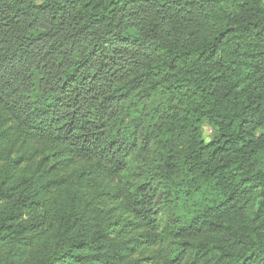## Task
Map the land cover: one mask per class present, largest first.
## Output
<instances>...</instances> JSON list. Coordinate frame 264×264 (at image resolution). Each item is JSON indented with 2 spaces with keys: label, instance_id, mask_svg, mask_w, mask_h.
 <instances>
[{
  "label": "trees",
  "instance_id": "obj_1",
  "mask_svg": "<svg viewBox=\"0 0 264 264\" xmlns=\"http://www.w3.org/2000/svg\"><path fill=\"white\" fill-rule=\"evenodd\" d=\"M0 264H264V0H0Z\"/></svg>",
  "mask_w": 264,
  "mask_h": 264
},
{
  "label": "rangeland",
  "instance_id": "obj_2",
  "mask_svg": "<svg viewBox=\"0 0 264 264\" xmlns=\"http://www.w3.org/2000/svg\"><path fill=\"white\" fill-rule=\"evenodd\" d=\"M203 132L205 138L210 139L213 135V128L206 123L204 124Z\"/></svg>",
  "mask_w": 264,
  "mask_h": 264
}]
</instances>
